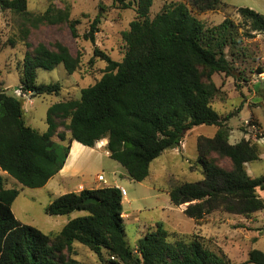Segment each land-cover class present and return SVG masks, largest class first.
<instances>
[{
  "label": "trees",
  "instance_id": "trees-1",
  "mask_svg": "<svg viewBox=\"0 0 264 264\" xmlns=\"http://www.w3.org/2000/svg\"><path fill=\"white\" fill-rule=\"evenodd\" d=\"M115 2L122 9L133 8L136 14L122 33V60L113 61L95 49L94 56L106 63L102 77L82 89L79 99L51 104L45 132L28 126L21 99L0 88V172L23 187L43 188L63 168L72 142L92 148L105 140L110 159L132 181L140 183L149 176L151 162L177 147L188 130L215 126L212 138L197 139L195 163L203 179L170 183L171 204L184 205L183 213L198 227L215 212L249 218L264 210V201L257 194L264 192V175L252 178L246 171L247 163L260 160V152L244 138L231 144L227 118L211 106L220 93L212 76L230 75L232 70L225 49L236 44L234 23L225 18L208 30L193 11L202 14L233 8L241 28L262 34L264 16L249 8L231 7L223 0H184L164 4L150 18L153 0ZM0 10L18 16L24 40L31 27L65 22H69L73 37L77 36L75 21H69L67 9L51 5L41 15H33L27 10L26 0H0ZM98 23L97 17L85 36L91 42ZM8 43L15 42L9 39ZM79 62L63 45L50 50L38 44L23 57L19 89L32 97L58 95L59 83L39 84L37 71L62 65L71 75ZM59 127L66 132L58 131ZM220 158L229 162V169L219 165ZM18 195L17 189L5 188L0 174V264H85L71 257L74 243L99 258L105 251L113 264H231L225 256L207 249L197 235L168 242L170 234L162 223L131 249L123 228V197L116 187L68 192L52 200L44 208L49 216L73 212L85 215L69 219L59 231L49 234L15 218L11 207ZM88 198H95L97 203L85 204ZM247 262L264 264V253L249 251Z\"/></svg>",
  "mask_w": 264,
  "mask_h": 264
},
{
  "label": "rangeland",
  "instance_id": "rangeland-1",
  "mask_svg": "<svg viewBox=\"0 0 264 264\" xmlns=\"http://www.w3.org/2000/svg\"><path fill=\"white\" fill-rule=\"evenodd\" d=\"M27 10L33 15H41L49 6L58 10L67 9L69 21H75L76 37H73L69 22L43 24L29 28L28 37L22 38V22L10 11L0 10V88L21 99L24 119L28 126L43 133L46 131V112L53 103L77 100L80 91L93 85L103 75L106 63L94 56V50L120 62L125 53L122 33L129 29V23L135 19V11L122 9L115 0H26ZM184 0H153L150 18L158 13L164 4ZM235 8H249L264 16V0H223ZM205 29H213L229 18L235 26L234 42L225 49L226 58L232 70L230 75L218 73L212 81L220 89L211 106L227 118L230 127L229 142H238L241 138L256 145L261 154L260 160L247 163L246 171L252 178L264 175V34L241 28V21L230 8L226 11H193ZM99 19L94 33V41L85 36L91 31L95 18ZM9 39L15 43L10 45ZM29 44V47L26 46ZM38 44L55 50L56 45L65 46L70 54L79 59L78 69L69 75L62 65L51 71L39 69V84L59 83L58 95H40L32 97L30 93L20 91V69L26 52H31ZM262 70L263 73H258ZM241 79V80H240ZM58 131L66 132L64 127ZM215 126H196L188 130L182 142L175 148L164 151L153 160L149 167V176L143 182L130 180L119 164L109 160L101 151V162L91 164L96 154L89 155V168L84 171V178L97 174L103 175L108 185H112L110 174L125 188L127 196L122 202L124 233L127 245L134 249L137 242L146 233L152 232L157 223L170 234L167 241L175 243L181 236L197 235L202 237L204 246L218 255H223L231 264H249L248 253L258 249L264 253V210L242 216L215 212L206 216L201 226L188 218L183 210L185 206L175 207L171 204L168 187L173 182H197L203 179L201 168L195 161L198 158L197 139L199 136L212 138ZM58 141V139L53 138ZM220 166L230 168L226 159L218 160ZM5 188H15L19 195L12 204V212L17 220L31 225L44 233L59 231L69 219L85 215V212H73L64 216H49L44 208L55 198L66 193V189L53 180L45 188L30 189L18 184L5 172ZM264 201V192L257 193ZM54 195V197L52 196ZM205 225V234L202 227ZM201 229L203 231H201ZM71 257L85 264H113L108 254L103 251L99 258L85 246L74 243Z\"/></svg>",
  "mask_w": 264,
  "mask_h": 264
},
{
  "label": "crops",
  "instance_id": "crops-1",
  "mask_svg": "<svg viewBox=\"0 0 264 264\" xmlns=\"http://www.w3.org/2000/svg\"><path fill=\"white\" fill-rule=\"evenodd\" d=\"M102 143H103V147H99V145L97 143V144H95L94 147L89 148V147L83 146L82 144H80L78 142H75V141L72 142L71 147H70V151H69V155L66 159V162H65L63 168L61 169V171H59L58 174H56L51 180L48 181V183L44 186V188L46 186H48L56 178H58L57 182H56L57 185L66 189L65 190L66 193H68V192H80L83 189L93 190V189H99V188H103V187H117V186L123 187L120 184V182H118V180L115 178L114 173L110 174V181H111L112 185H109V186H104L101 182H98L96 180L97 175H101V174H97L96 176L89 178V179H85L83 176L84 171H86V169L89 168L88 166H89L90 160H91L89 158V155L96 154L95 158L92 160L91 164H94L96 162H98V163L101 162V159H100V157L102 155L101 151H104V156L107 159L112 160V159H110L109 154L105 148L106 141L103 140ZM234 143H236V142H234ZM234 143H231V144H234ZM260 158H261V154H260ZM61 195H63V194H61ZM52 196L54 197V195H52ZM126 196H127V194H126ZM125 197H123L122 202L125 200ZM122 208H123V206H122ZM122 216H127V215L122 214ZM202 227H204L203 228V230H204L203 234H205L207 232V230L205 229V225H203ZM203 230L201 229V231H203Z\"/></svg>",
  "mask_w": 264,
  "mask_h": 264
},
{
  "label": "built area",
  "instance_id": "built-area-1",
  "mask_svg": "<svg viewBox=\"0 0 264 264\" xmlns=\"http://www.w3.org/2000/svg\"><path fill=\"white\" fill-rule=\"evenodd\" d=\"M102 141H103V140H102ZM102 141H99V142H98L99 147H103V143H102ZM96 180H97L98 182H101L104 186H109L108 183H107V180L103 177V175H97ZM116 188L120 191L122 197H125V196H126L127 193H126L125 188H123V187H118V186H117Z\"/></svg>",
  "mask_w": 264,
  "mask_h": 264
},
{
  "label": "water",
  "instance_id": "water-1",
  "mask_svg": "<svg viewBox=\"0 0 264 264\" xmlns=\"http://www.w3.org/2000/svg\"><path fill=\"white\" fill-rule=\"evenodd\" d=\"M1 92H5V90H1ZM90 203H97V200L95 198H88L85 200V204H90Z\"/></svg>",
  "mask_w": 264,
  "mask_h": 264
}]
</instances>
